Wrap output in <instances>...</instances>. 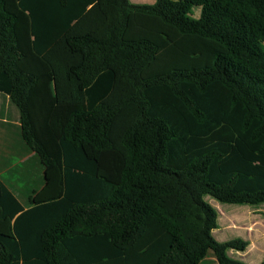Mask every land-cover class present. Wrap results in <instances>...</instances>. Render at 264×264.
Returning <instances> with one entry per match:
<instances>
[{
    "label": "trees",
    "instance_id": "obj_1",
    "mask_svg": "<svg viewBox=\"0 0 264 264\" xmlns=\"http://www.w3.org/2000/svg\"><path fill=\"white\" fill-rule=\"evenodd\" d=\"M0 92L44 169L0 264H246L204 196L264 205V0H0Z\"/></svg>",
    "mask_w": 264,
    "mask_h": 264
},
{
    "label": "crops",
    "instance_id": "obj_2",
    "mask_svg": "<svg viewBox=\"0 0 264 264\" xmlns=\"http://www.w3.org/2000/svg\"><path fill=\"white\" fill-rule=\"evenodd\" d=\"M43 172L38 155L23 138L19 108L9 95L0 92V181L28 209L32 206L29 196L43 185ZM220 206L223 208L217 217V228H240L251 237L247 248L234 250L235 253L248 256L250 250L258 248L264 252V229L259 227L264 222V205L223 203Z\"/></svg>",
    "mask_w": 264,
    "mask_h": 264
},
{
    "label": "rangeland",
    "instance_id": "obj_3",
    "mask_svg": "<svg viewBox=\"0 0 264 264\" xmlns=\"http://www.w3.org/2000/svg\"><path fill=\"white\" fill-rule=\"evenodd\" d=\"M131 2L136 3V4H153L155 2V0H131ZM197 13L199 12L198 9L195 10ZM196 14L193 11V16H195ZM204 198L206 200H208L213 206L216 207L217 212H218V216L220 215V213H222V206H220V204L222 205L223 203H220L212 198H210V196L205 195ZM220 212V213H219ZM236 227V226H235ZM262 227L264 229V222L259 226ZM213 237L215 238V240L220 241V242H225V241H229L232 239H241L243 241H246L247 243H249L251 241V237L250 235L245 232L244 230H241L240 228H229L226 229V227L223 226H219V228L216 229V231L213 232ZM252 251V252H251ZM232 250V249H228L227 250V254L229 257L240 260L246 264H261L264 263V252L262 248H258V249H253L250 250L251 254L246 256V255H241L242 253L237 252ZM207 261H213V259L211 258V256H209L207 258ZM210 264V262H209Z\"/></svg>",
    "mask_w": 264,
    "mask_h": 264
}]
</instances>
